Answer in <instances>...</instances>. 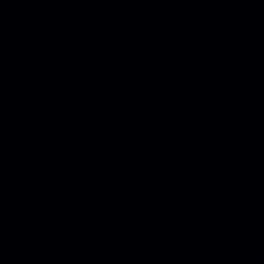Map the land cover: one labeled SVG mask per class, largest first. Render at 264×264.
<instances>
[{
	"label": "water",
	"instance_id": "water-1",
	"mask_svg": "<svg viewBox=\"0 0 264 264\" xmlns=\"http://www.w3.org/2000/svg\"><path fill=\"white\" fill-rule=\"evenodd\" d=\"M115 0H0V91L46 59Z\"/></svg>",
	"mask_w": 264,
	"mask_h": 264
}]
</instances>
